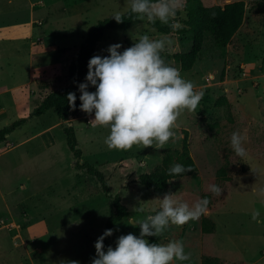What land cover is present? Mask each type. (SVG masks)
Returning <instances> with one entry per match:
<instances>
[{"label": "rangeland", "instance_id": "1", "mask_svg": "<svg viewBox=\"0 0 264 264\" xmlns=\"http://www.w3.org/2000/svg\"><path fill=\"white\" fill-rule=\"evenodd\" d=\"M201 1L207 7L243 1L244 20L224 54L207 39L193 68L180 71L203 96L195 111H182L175 136L168 143L163 146L154 143L150 148L135 145L130 150L109 149L104 142L109 129L94 127L89 123L94 113L89 116L82 111L56 125V129L28 139L58 120L52 110L43 118L28 119L0 143V264H69L73 260L90 264L96 252L95 242L114 208L100 184L84 170L74 168L75 160L63 132L68 123L74 128L82 151L80 163L88 162L101 171L110 194L119 195L129 210L128 217L115 226L109 246L115 247L121 235L139 236L140 229L133 222L154 215L160 209L159 201L154 199L172 192L189 205L202 198L210 201L208 212L199 219L184 225L170 224L161 237L155 238L161 244L179 241L185 254H190L188 260H174L172 264H200L203 255L217 257L222 264H264V15L257 13L256 0ZM185 2L181 0L182 7L176 16L180 24L185 19ZM6 3L7 0H0V8ZM11 3L21 12L18 18L23 22L31 16L55 22L38 26L44 18L38 19L35 36L47 35L46 32L58 27L61 30L62 65L52 87L66 85L68 63L87 32L98 21L116 12L124 14L130 8L126 0H12ZM31 4L36 7L34 12ZM9 19L0 17V22ZM155 23L162 24L159 20ZM144 34L152 39L166 36L173 42L164 55L182 51L176 35L158 34L150 22L137 19L124 31H105L95 55H108V47L116 43L128 48ZM166 63L177 68L174 62ZM89 91L94 92L95 88L90 86ZM220 97H226L229 108L216 106ZM24 117L26 106L5 105L4 112H0V130ZM183 130L188 132L196 172L171 180L163 192L145 190L137 182L138 177L159 165L165 150H180ZM234 131L247 137L244 158L236 156L231 148ZM222 167L226 168L229 181L217 178L216 173ZM210 185L219 186L223 190L221 195L212 193ZM257 210L260 216L253 220L252 214ZM202 218L213 222V233L201 232Z\"/></svg>", "mask_w": 264, "mask_h": 264}, {"label": "clouds", "instance_id": "2", "mask_svg": "<svg viewBox=\"0 0 264 264\" xmlns=\"http://www.w3.org/2000/svg\"><path fill=\"white\" fill-rule=\"evenodd\" d=\"M126 3L139 21L155 23L159 20L173 31L182 27L176 21L181 0H126ZM112 18L118 24L124 22L120 12L114 13ZM172 43L166 36L152 39L144 34L128 48L120 43L112 44L107 49L108 55L90 58L86 81L78 84L80 110L89 116L94 113V119L89 122L94 127L109 129L104 141L109 149L130 150L135 145L150 148L154 143L163 146L174 138L182 111H195L199 105L203 93L196 91L194 83L185 80L179 69L166 63L161 55ZM90 86L95 88L94 92L89 91ZM67 101L75 110L76 93H68ZM246 139L240 131H234L230 138L231 148L240 158L247 155ZM191 171L190 166L173 163L168 174ZM209 190L218 196L223 191L217 185H210ZM154 200L160 203L159 211L139 223L133 222L140 229L139 236L121 235L115 247L108 246L105 250V239L113 235L112 229H106L95 242L96 255L91 264H172L174 260L190 258L179 241L150 243L148 238L161 237L170 224L184 225L199 219L208 212L210 201L202 198L189 205L172 192ZM259 216L260 212L254 211L252 219ZM69 264L80 262L73 260Z\"/></svg>", "mask_w": 264, "mask_h": 264}, {"label": "trees", "instance_id": "3", "mask_svg": "<svg viewBox=\"0 0 264 264\" xmlns=\"http://www.w3.org/2000/svg\"><path fill=\"white\" fill-rule=\"evenodd\" d=\"M256 2L257 13L264 15V0H256ZM184 10L185 19L181 24L182 27L175 31H173L168 25L150 23V26H152L158 34H174L178 37L182 51L172 55H164L162 52L161 55L166 62H174L181 72L190 71L197 63L202 55L203 46L207 39L212 41L214 48L220 51L221 54L225 53L227 45L243 24L245 3L243 1H236L227 3L223 6L213 5L207 7L203 5L201 0H186ZM122 16L124 22L121 24H118L112 17H109L98 21L87 32L84 42L68 63L66 85L46 95L42 102L30 113V118L39 117L49 110H52L62 123L77 116L81 111V102L79 100L81 93L79 92L78 84L86 81L88 62L90 58L95 55L98 42L103 38L105 31H124L128 29L135 20H137L136 14L131 12V8L122 14ZM262 64L264 66V58L262 59ZM70 92H75L77 96L75 110L70 107L67 101V95ZM215 104L218 107H230L226 97H220ZM25 122L26 119H19L1 129L0 143L4 142L6 136L14 132L15 129L23 125ZM63 132L66 145L75 160L74 168L76 170H84L89 176L93 177L100 184L103 193L112 200L114 212L107 218L105 230H114L115 226L121 220L128 217V208L122 203L119 195L112 196L110 194V187L101 171L88 162L80 163L82 151L78 148L74 128L70 123L63 127ZM182 134L183 139L180 150H165L160 164L150 172L143 173L138 177L137 182L145 190L153 193L163 192L167 189L171 180L189 177L196 172V165L189 152L188 132L183 130ZM173 163H179L185 167L190 166L192 171L180 175H169L168 169ZM216 176L223 181L230 180L227 176L225 167L220 168L217 171ZM200 225L202 233H213L214 224L209 219L202 218ZM111 237L106 238L104 241L105 250L110 244L109 239ZM148 239L150 243L157 242L155 237H149ZM95 255L96 252L93 257H95ZM200 264L222 263L217 257L203 255Z\"/></svg>", "mask_w": 264, "mask_h": 264}, {"label": "crops", "instance_id": "4", "mask_svg": "<svg viewBox=\"0 0 264 264\" xmlns=\"http://www.w3.org/2000/svg\"><path fill=\"white\" fill-rule=\"evenodd\" d=\"M11 2L12 0H7L3 9L0 8V17H10L9 20L0 22V112H4L5 105L26 106L27 117L20 119H26L27 122L28 119H31L30 113L42 102L43 98L62 87H52L55 85L57 72L62 65V44L60 43L62 42V33L58 27L46 32L47 35L43 33V36H35L36 22L44 17L31 16L23 22L18 18L21 12L16 7H12ZM30 6L31 12H34L36 7L33 8V4ZM43 20L38 26L55 24L48 18ZM23 79L25 81H22ZM46 113L39 118H43ZM58 120L54 121L51 126L42 128L40 132L28 139L52 128L56 129V125L60 126L62 123ZM24 141L17 143L12 148L19 146Z\"/></svg>", "mask_w": 264, "mask_h": 264}]
</instances>
